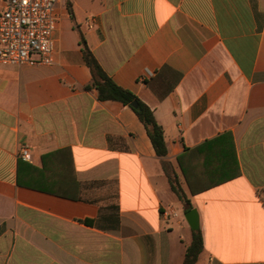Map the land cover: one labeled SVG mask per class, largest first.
<instances>
[{"label": "crops", "instance_id": "0c3cea01", "mask_svg": "<svg viewBox=\"0 0 264 264\" xmlns=\"http://www.w3.org/2000/svg\"><path fill=\"white\" fill-rule=\"evenodd\" d=\"M57 12L52 64L0 63V264H183L193 230L163 160L200 214L195 264H264V0H64ZM79 31L152 109L165 157L133 108L85 88Z\"/></svg>", "mask_w": 264, "mask_h": 264}, {"label": "built area", "instance_id": "2783aa9c", "mask_svg": "<svg viewBox=\"0 0 264 264\" xmlns=\"http://www.w3.org/2000/svg\"><path fill=\"white\" fill-rule=\"evenodd\" d=\"M0 1V63L52 64L59 21L57 10L64 0ZM20 155L31 160L27 147L21 148Z\"/></svg>", "mask_w": 264, "mask_h": 264}, {"label": "trees", "instance_id": "16d2710c", "mask_svg": "<svg viewBox=\"0 0 264 264\" xmlns=\"http://www.w3.org/2000/svg\"><path fill=\"white\" fill-rule=\"evenodd\" d=\"M68 6L71 9L69 3ZM79 38H80L79 42L81 45V50L83 53V59L90 68L92 74L91 81L89 84L85 86V88L97 90L98 98L102 101H106V100L119 101L124 105H128L131 108H133V110L138 115L139 119L145 125L147 129V133L153 143L157 155L160 157H165L167 155L168 149L164 136V130L157 121L152 109L141 99H139L132 91L121 87L113 80V78L109 75V73H107V71L100 64L99 60L96 58V56L88 47L86 38L81 31H79ZM132 102H137V106L135 107L132 106ZM162 165L168 177L170 186L172 190L176 193L180 201L182 202L185 212L194 208V205L188 193L185 191L183 184L180 181L179 174L176 171L174 165L166 160L162 161ZM225 178L226 177H221L220 179H216L212 183L202 185L198 189L203 190L212 187L213 185H216L214 184L216 181H223V179ZM188 185L193 195L198 193V191L194 188L192 183L188 182ZM57 193L65 197L76 198L75 196L65 191L57 192ZM203 250H204V243H203L202 230L201 229L197 231L193 230L192 242L186 249L183 264H195L199 259V256L201 255Z\"/></svg>", "mask_w": 264, "mask_h": 264}, {"label": "water", "instance_id": "95a60500", "mask_svg": "<svg viewBox=\"0 0 264 264\" xmlns=\"http://www.w3.org/2000/svg\"><path fill=\"white\" fill-rule=\"evenodd\" d=\"M132 106H137V102H132ZM184 217L192 230L197 231L201 229L200 214L197 208H192L191 210L186 211Z\"/></svg>", "mask_w": 264, "mask_h": 264}, {"label": "rangeland", "instance_id": "374dc122", "mask_svg": "<svg viewBox=\"0 0 264 264\" xmlns=\"http://www.w3.org/2000/svg\"><path fill=\"white\" fill-rule=\"evenodd\" d=\"M179 212L181 213V217L184 218V212H183L182 208L179 209ZM184 222H185V224H187L185 218H184Z\"/></svg>", "mask_w": 264, "mask_h": 264}]
</instances>
